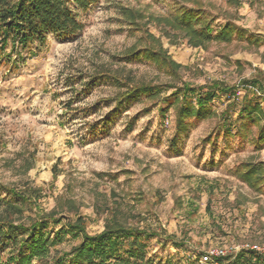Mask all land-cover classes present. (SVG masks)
<instances>
[{
	"label": "rangeland",
	"instance_id": "374dc122",
	"mask_svg": "<svg viewBox=\"0 0 264 264\" xmlns=\"http://www.w3.org/2000/svg\"><path fill=\"white\" fill-rule=\"evenodd\" d=\"M69 7L81 26L76 33L48 34L43 45L31 43L21 53L0 41V189L28 198L20 217L80 216L91 236L112 216L148 227L165 240L150 241L155 264H199L209 249L264 244V194L238 178L241 165H264V149L235 135L245 122L243 96L262 95L242 83L264 74V0H98L86 10ZM179 7L201 9L213 33L231 23L261 45L193 48L164 23ZM144 50L163 51L180 69L145 60ZM215 82L234 87L235 97L220 95L210 105L215 116L192 119L176 135L179 89ZM141 85L155 94L123 97ZM77 244L67 239L56 249Z\"/></svg>",
	"mask_w": 264,
	"mask_h": 264
},
{
	"label": "trees",
	"instance_id": "16d2710c",
	"mask_svg": "<svg viewBox=\"0 0 264 264\" xmlns=\"http://www.w3.org/2000/svg\"><path fill=\"white\" fill-rule=\"evenodd\" d=\"M98 0H0V41L10 44L11 50L23 52L31 43L43 45L48 34L67 35L76 33L81 26L69 3L86 10ZM210 21L201 9L179 7L164 21L173 31L182 33L189 46L205 47L212 42H245L250 46L261 45V40L249 36L244 30L231 23H225L215 33ZM143 58L162 64L173 72L180 66L172 62L163 51L144 50ZM19 56V55H18ZM243 87L256 92L260 99H249L244 95L239 116L245 122L235 135L253 145L256 151L264 149V74L242 83ZM154 87L141 85L128 90L123 97L154 95ZM234 87L221 83L194 88L182 85L174 100V127L176 135L187 131L189 121L215 116L210 109L212 102L222 96L235 97ZM257 98V97H254ZM261 101V102H259ZM224 112L220 116H223ZM230 135L231 127L223 125ZM254 129V132L252 131ZM238 178L251 190L264 194V165L247 163L241 165ZM3 191V192H2ZM30 201L20 193L0 189V252L5 260L0 264H31L34 260L44 264H155L150 255V241H165L148 227L127 226L114 216L104 222L103 230L97 235H88L83 217L75 221L56 213L41 216L20 217L28 209ZM12 214V215H11ZM16 217L13 221L12 218ZM63 223V224H62ZM56 226H60L57 228ZM67 239L78 242L69 252L56 248ZM172 245L181 248L183 245ZM55 250L52 252V250ZM157 264H161L158 262ZM223 264H264V258L250 251L240 250L227 257Z\"/></svg>",
	"mask_w": 264,
	"mask_h": 264
},
{
	"label": "built area",
	"instance_id": "2783aa9c",
	"mask_svg": "<svg viewBox=\"0 0 264 264\" xmlns=\"http://www.w3.org/2000/svg\"><path fill=\"white\" fill-rule=\"evenodd\" d=\"M250 251L257 257L264 258V244H247L243 245L240 249L216 248L209 249L200 255L199 264H223V260L227 257L234 256L238 251Z\"/></svg>",
	"mask_w": 264,
	"mask_h": 264
}]
</instances>
